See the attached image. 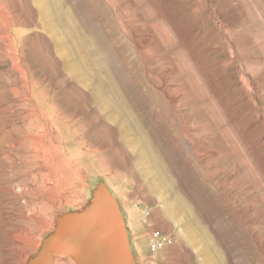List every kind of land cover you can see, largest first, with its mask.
I'll list each match as a JSON object with an SVG mask.
<instances>
[{
    "label": "rangeland",
    "instance_id": "1",
    "mask_svg": "<svg viewBox=\"0 0 264 264\" xmlns=\"http://www.w3.org/2000/svg\"><path fill=\"white\" fill-rule=\"evenodd\" d=\"M60 1L0 0V264H264V0Z\"/></svg>",
    "mask_w": 264,
    "mask_h": 264
},
{
    "label": "bare ground",
    "instance_id": "2",
    "mask_svg": "<svg viewBox=\"0 0 264 264\" xmlns=\"http://www.w3.org/2000/svg\"><path fill=\"white\" fill-rule=\"evenodd\" d=\"M40 4L42 5V6H44L45 8H47V9H50V12L48 13V14H50V17H53L54 18V20L57 22V21H59L58 19V17H60V12H61V8H60V5L62 4V2L60 1L59 2V0H58V2L57 3H55V2H52V1H50V0H40ZM53 178V177H52ZM46 179V178H45ZM55 183V182H54ZM97 215V214H96ZM93 218V217H92ZM96 222V224L98 225L99 223H98V221L99 220H103V219H105L103 216H95L94 218H93ZM92 220V219H91ZM100 226H101V231H98V232H100V234H101V232L103 233V234H101V239H102V242L101 241H99V242H97L96 244H92L91 243V245L89 246V245H87L85 248H83L82 250H84V251H90V250H95L97 253H98V255H100L101 257H103V259H104V261H107V263L106 264H113V261L115 262V260L116 261H119V262H121V264L122 263H124L125 262V259H127V257H126V255H125V253H124V251L120 248V247H124L123 246V243L121 242H117L116 241V238H114L115 236H112V233H106L105 231H104V229H107V227L106 226H104V224H102V223H100L99 224ZM111 226H114L113 227V229L115 230V229H117V230H119V227H117L118 226V224H111ZM66 228L67 229H69V231H70V228H74V226H72V224L69 222V223H67L66 224ZM111 232V231H110ZM67 234V233H66ZM73 234V235H72ZM72 234H70L71 236H74V237H77L78 235L80 236L81 235V237H84V238H88L87 237V234H75L74 235V233H72ZM97 236V235H96ZM79 239V238H78ZM82 239V238H81ZM90 239V238H89ZM89 239H87V240H89ZM99 239V238H98ZM80 241V240H79ZM73 242V241H72ZM51 245H55V246H57L58 244H57V241H54V242H52L51 243ZM122 245V246H121ZM120 246V247H119ZM71 247V246H70ZM75 247V246H74ZM96 247V249H94ZM68 248V247H67ZM72 250V249H71ZM81 250V249H80ZM113 256V257H112ZM129 257V256H128ZM41 258V257H40ZM112 259H115V260H112ZM86 260V259H85ZM88 260V259H87ZM43 260L42 259H38V260H35L34 262H33V264H44L43 262H42ZM117 263V262H116ZM115 264V263H114ZM118 264V263H117Z\"/></svg>",
    "mask_w": 264,
    "mask_h": 264
},
{
    "label": "built area",
    "instance_id": "3",
    "mask_svg": "<svg viewBox=\"0 0 264 264\" xmlns=\"http://www.w3.org/2000/svg\"><path fill=\"white\" fill-rule=\"evenodd\" d=\"M173 240L170 237H167L165 234L156 231L153 233L150 245L152 252H159L165 247L172 245Z\"/></svg>",
    "mask_w": 264,
    "mask_h": 264
}]
</instances>
